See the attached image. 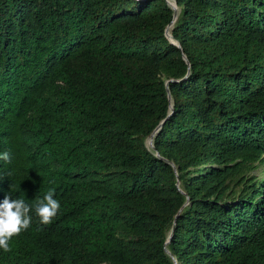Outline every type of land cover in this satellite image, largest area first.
Wrapping results in <instances>:
<instances>
[{
    "label": "trees",
    "instance_id": "1",
    "mask_svg": "<svg viewBox=\"0 0 264 264\" xmlns=\"http://www.w3.org/2000/svg\"><path fill=\"white\" fill-rule=\"evenodd\" d=\"M174 1L0 0V264H264V0Z\"/></svg>",
    "mask_w": 264,
    "mask_h": 264
},
{
    "label": "clouds",
    "instance_id": "2",
    "mask_svg": "<svg viewBox=\"0 0 264 264\" xmlns=\"http://www.w3.org/2000/svg\"><path fill=\"white\" fill-rule=\"evenodd\" d=\"M0 159L11 162V155L5 151L0 153ZM33 206L24 199H13L10 194L5 195L0 202V249L10 252V241L13 237L19 236L22 231L27 230L32 217L30 212ZM60 209V202L55 198V190L50 189L42 199H38L34 205L36 216L42 225H49L56 217Z\"/></svg>",
    "mask_w": 264,
    "mask_h": 264
},
{
    "label": "water",
    "instance_id": "3",
    "mask_svg": "<svg viewBox=\"0 0 264 264\" xmlns=\"http://www.w3.org/2000/svg\"><path fill=\"white\" fill-rule=\"evenodd\" d=\"M166 2L168 3V5L174 10V13H173V18H172V21L166 26L165 28V36L173 43L175 44L177 47L180 48V44L178 41H175L170 33V30H169V27L172 25V23L176 20L177 18V15L178 13L175 12V9L177 8V5L175 3V1L173 0V2L171 0H166ZM183 58H185V56L183 55ZM169 81V80H168ZM168 81H166V87H167V83ZM169 97V95H168ZM172 111V103L170 104V112ZM164 119L157 125V127L153 130V132L149 135V137L146 139L145 141V144L148 148H153V137H154V134L156 133V131L161 127V124L163 123ZM158 153H156L157 155ZM177 185L179 184V182L177 181L176 183ZM170 236L171 234L168 236L166 242H169L170 240ZM174 261L176 262V260L174 259Z\"/></svg>",
    "mask_w": 264,
    "mask_h": 264
},
{
    "label": "rangeland",
    "instance_id": "4",
    "mask_svg": "<svg viewBox=\"0 0 264 264\" xmlns=\"http://www.w3.org/2000/svg\"><path fill=\"white\" fill-rule=\"evenodd\" d=\"M171 1L173 2V0ZM176 10L178 11V8H176ZM249 174L252 176H258L259 178L264 177V162L258 163L257 167L252 169Z\"/></svg>",
    "mask_w": 264,
    "mask_h": 264
},
{
    "label": "bare ground",
    "instance_id": "5",
    "mask_svg": "<svg viewBox=\"0 0 264 264\" xmlns=\"http://www.w3.org/2000/svg\"><path fill=\"white\" fill-rule=\"evenodd\" d=\"M175 12L178 13V11H177L176 9H175ZM172 24H173V23H172ZM171 26H172V25H171ZM171 26L169 27V30H170Z\"/></svg>",
    "mask_w": 264,
    "mask_h": 264
}]
</instances>
